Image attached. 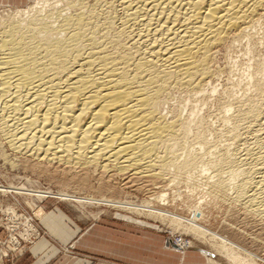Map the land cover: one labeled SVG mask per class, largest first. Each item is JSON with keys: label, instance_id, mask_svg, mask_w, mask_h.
<instances>
[{"label": "bare ground", "instance_id": "obj_1", "mask_svg": "<svg viewBox=\"0 0 264 264\" xmlns=\"http://www.w3.org/2000/svg\"><path fill=\"white\" fill-rule=\"evenodd\" d=\"M235 52L237 77L218 63ZM0 153L21 158L12 167L158 187L159 202L188 186L264 233V0H35L1 15ZM115 200L81 201L130 207ZM142 204L132 211L170 216L230 263H257L200 225L201 202L188 219Z\"/></svg>", "mask_w": 264, "mask_h": 264}, {"label": "rangeland", "instance_id": "obj_2", "mask_svg": "<svg viewBox=\"0 0 264 264\" xmlns=\"http://www.w3.org/2000/svg\"><path fill=\"white\" fill-rule=\"evenodd\" d=\"M34 2L35 0H0V16L16 8H27ZM236 53H231L230 56L232 57L227 58L230 59L229 62H226L224 58L222 60V57L218 61V63L223 61L219 64L223 67H225V63L227 65V63L233 62V64L230 63L231 65L228 64L229 67L234 72L240 70L235 73L231 71L232 74H235V77L241 74L240 72L245 66L243 61L246 62L243 57L241 59L240 53ZM234 62L239 65L236 66ZM218 81L214 82L215 85L213 83L212 86L221 89L224 82L221 79L220 82ZM201 111V114H206V112H203V108ZM20 160L19 157L0 153V188L23 187L29 191H41L49 194L37 200L34 197L25 195L0 193V222H2L0 224V255L2 253L6 254L0 257V264H10V262L21 258L27 248L40 238H48L43 218L49 214L62 215L65 219V227L74 233V238L64 251L84 257L91 262L101 261L111 264H208L206 261L209 259L214 264H232L223 258L222 254L221 256L215 252L206 241L196 239L197 237L193 236L187 228L173 223L170 216H168L169 218L154 214H151L154 215L151 216L146 211H142L143 213L135 211V213L131 209L140 206L142 203V205L148 203L147 206L152 209L166 211L169 214L188 219L190 218L189 203L195 204L198 202L202 203L200 213L203 214V220L201 219L199 222L201 226L212 233L215 232V234L227 237L229 241L240 247L239 252L243 250L241 252L243 256H252L253 260L256 259L254 260L257 262L256 264H264V233L260 232L257 227L244 223L243 218H240V216L238 217L240 219L227 217L225 209L221 210L220 207L210 205L209 208L204 203L207 199H200V194H197V191H194L195 194L193 195L195 196L191 197L192 199H188L187 196L191 194V192H188L189 190L192 191L191 187H184V185H177V187L174 185L172 186L174 188L171 186L162 188L163 193L167 195V201H164L165 204L155 199L157 193L160 192L158 187H156L157 189L155 187H144L141 183L125 186L120 182L107 183L105 179L99 181L98 177L92 174L83 175L78 171L69 173L61 169L55 171V169L46 166H44L45 168L41 166L26 169L22 166L12 167L9 163ZM59 193H65L73 198L62 200L58 197ZM85 198L94 200L117 199L115 201L119 199L120 202L127 203L130 210L128 207H124L125 205L114 207L101 205L96 201H93V203L81 201ZM196 200L198 202H195ZM38 210H41L39 214L37 213ZM90 234H96L103 242L115 243V248H112L113 255H110L108 251H104L107 247L104 245L105 243L102 244V253L88 249L83 252V249L79 250L80 248L74 245L78 239L87 241ZM244 251L248 253H244ZM254 255L255 257H253Z\"/></svg>", "mask_w": 264, "mask_h": 264}, {"label": "crops", "instance_id": "obj_3", "mask_svg": "<svg viewBox=\"0 0 264 264\" xmlns=\"http://www.w3.org/2000/svg\"><path fill=\"white\" fill-rule=\"evenodd\" d=\"M47 216L43 218V223L48 238H40L27 248L21 258L10 262V264H111L101 261L91 262L84 257L65 252L64 249L74 238V233L65 227V220L62 215L49 214L50 219ZM87 238V241L78 239L74 245L78 246L79 250L83 249V252L88 249L102 253V244L105 243L104 245L107 247L104 251H108L110 255H113L112 248H115V243L103 242L96 234H90ZM114 254L116 255V253Z\"/></svg>", "mask_w": 264, "mask_h": 264}]
</instances>
